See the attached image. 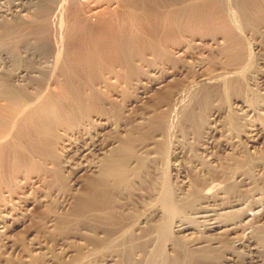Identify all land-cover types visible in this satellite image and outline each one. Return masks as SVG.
I'll list each match as a JSON object with an SVG mask.
<instances>
[{
  "label": "rangeland",
  "instance_id": "374dc122",
  "mask_svg": "<svg viewBox=\"0 0 264 264\" xmlns=\"http://www.w3.org/2000/svg\"><path fill=\"white\" fill-rule=\"evenodd\" d=\"M40 3L33 25L0 17V129L15 105L31 112L17 128L25 159L0 171L1 212L3 202L16 209L0 232V264H264V0H59L54 12ZM33 26L46 36L32 55L15 36ZM38 65L46 76L23 71ZM38 105L60 124L77 123V108L104 119L62 153L54 128L52 139L33 132ZM131 137L146 139L131 173L123 158L108 167L134 149ZM137 154L158 157L141 183ZM27 195L33 207L21 205ZM200 212L241 221L213 232ZM180 221L190 229L177 230Z\"/></svg>",
  "mask_w": 264,
  "mask_h": 264
},
{
  "label": "bare ground",
  "instance_id": "6f19581e",
  "mask_svg": "<svg viewBox=\"0 0 264 264\" xmlns=\"http://www.w3.org/2000/svg\"><path fill=\"white\" fill-rule=\"evenodd\" d=\"M31 0H11V2L7 5V6H4V7H2V10H0V17H2V16H11V19H16L17 17L19 18L18 20H19V22H21V26H22V24H23V26H26V25H24V24H28V25H33L34 24V21L39 17V14L41 13V11H43V10H39L40 8L38 7V4L40 3V4H42V2L44 3V4H42V5H44L45 7H48V9H46V10H48L47 12H54L59 6H58V4H59V0H35V2H34V4H33V6L35 7V6H37L39 9V11H40V13H38V15H37V13L36 14H34L33 16H31V14H33V9H35L34 7H32V6H30L29 5V3H31L30 2ZM222 1H224V2H226V0H222ZM46 2V3H45ZM49 2V3H48ZM188 4V3H187ZM47 5V6H46ZM43 6V7H44ZM71 6V5H70ZM189 6V5H188ZM187 6V7H188ZM42 7V6H41ZM42 7V8H43ZM44 7V8H45ZM43 8V9H44ZM71 8V7H70ZM35 10H37V8L35 9ZM24 11H26V12H30V15H26V13H24ZM38 12V11H37ZM43 13V12H42ZM44 14H46L45 13V11H44ZM41 15V14H40ZM45 16V15H44ZM42 17V16H41ZM41 19V18H40ZM27 25V26H28ZM36 25V24H35ZM14 27V26H13ZM24 28H26V27H24ZM24 28H22V30H23V33L22 34H20V35H17V36H15V39H16V41L17 40H19V39H24L25 41H26V43H28V45H31L29 48H30V50H32L33 49V52H31V54L33 55V53H34V48H38V46H40L41 44V42H42V40L45 38V36L44 35H42V33L40 32V30H39V27H37V26H33L32 27V29H33V31H34V34L32 35H30V31H28V30H26V31H28V32H24ZM29 28V26L27 27V29ZM31 29V30H32ZM45 29V28H44ZM46 30V29H45ZM32 31V32H33ZM33 38H34V40H33ZM15 41V42H16ZM47 66V65H46ZM51 66V65H50ZM33 68V69H32ZM31 69H28V70H24L23 69V71H27V72H29V74H30V72L32 71V70H35V71H38L39 73H41V76H43L44 77V75H45V73H44V70H45V68L44 69H42V67H39V65H38V67L37 66H33ZM49 68V67H48ZM21 71H22V68L18 71V73H16V76L18 77V76H20L19 74H21ZM26 72V73H27ZM31 73H33V71L31 72ZM47 73V72H46ZM207 74V73H206ZM25 75V74H24ZM31 75V74H30ZM234 75V74H233ZM26 76H29V75H27L26 74ZM32 76V75H31ZM34 76H36V75H34ZM46 76V75H45ZM216 76V75H215ZM214 76V78H216ZM23 77V76H22ZM37 77V76H36ZM220 77V76H219ZM23 78H26V77H23ZM30 78H33V77H30ZM213 78V79H214ZM211 78L210 77H208V80H210ZM222 79V78H221ZM27 80V79H26ZM32 80V79H31ZM203 80H205V79H203ZM205 81H207V80H205ZM218 81V80H217ZM156 82V81H155ZM213 82V81H212ZM216 82V81H215ZM205 83V82H204ZM196 87V86H195ZM183 89V88H182ZM185 89V88H184ZM191 90V89H190ZM192 91V90H191ZM180 93V92H179ZM190 94V93H189ZM118 95V94H117ZM180 97H178L179 99H177L176 97L177 96H175V102H177L176 103V105H177V107H179V106H181V107H183L181 104H182V100L184 101V99H183V94H178ZM187 97V96H186ZM8 98H14L12 95H9V97ZM185 98V97H184ZM185 102V101H184ZM22 106H24V108L22 107ZM71 106V105H70ZM173 106V108L175 107L174 105H172ZM36 108H35V110H34V112L32 111V119L29 121V123H30V125H31V127L33 128V132L35 133V135H37L39 138H51L52 139V134H50V132L48 131V129H47V127H50V128H54V131L56 132V134H58L59 135V139H58V142L57 143H59V145L57 146L60 150H61V152L62 153H64V152H67V151H69L70 150V148L72 149L73 147H76L77 146V144H79V142L81 141V139L83 138V137H85L86 135H88V134H90L89 132H90V128H91V126L94 124V121H96L97 123H99V125H102L101 124V121L104 119V117L102 116V114H98V113H93V114H91V116H92V119L90 120V118L88 119V118H85V117H83V115H82V113L80 112V110H79V108H77V111L74 109V107H73V109L72 108H69L68 109V113L69 114H72V113H75V111L76 112H78L79 113V116H80V118H79V120L77 121V123H73V124H69L68 122L69 121H67V122H63L62 124H60L59 123V120L58 119H60L62 116H61V114H58V112H53V111H51L50 109H48V107H46V106H43V105H38V106H35ZM27 108H28V105L27 104H24V105H20V103L18 104V105H15L14 107H13V110H12V108H10L9 110H8V115H7V118H6V122H5V124L4 125H2L1 126V129H0V135H1V137L2 136H6V134H7V136H8V138L6 139V140H4V141H2V142H0V171L2 170V168H4V166H12V167H18L19 165H20V163H21V161L23 160V159H25V157H24V155H23V153H24V151L22 150V140H21V138L19 139V136L17 135V128H18V125H20V122H21V119H22V122H23V118H25L28 114H30L31 112L29 111V112H25L26 110H27ZM172 108V109H173ZM45 109V110H44ZM20 111H21V114L23 113V112H25V114L23 115V117H21V114H20ZM241 111V110H240ZM17 113H19L20 114V116H18L17 118H14L13 116L15 115V114H17ZM17 116V115H16ZM29 116V115H28ZM67 118V117H66ZM107 120V119H106ZM1 121H2V119H0V123H1ZM169 121V120H168ZM21 122V123H22ZM172 122V121H171ZM170 123V122H169ZM69 124V125H68ZM17 125V126H16ZM14 126H16V127H14ZM14 127V128H13ZM99 127V126H98ZM102 127V126H101ZM255 127V126H254ZM257 128V127H256ZM15 129H16V131H15ZM258 129V128H257ZM253 130V135H257V131H256V129H251V131ZM254 130L256 131V132H254ZM153 132V130L149 127L148 128V130H145L144 132H142V133H139V137L141 136V137H144V138H148V136H149V134H150V132ZM146 133V134H145ZM251 133V134H252ZM255 135V136H256ZM138 136H136V137H138ZM136 137H134V140H140L139 142H136V141H134L133 139H132V137H131V139H128L127 141H125V142H127V144L130 146V148H133V146L134 145H136V144H139V143H141V142H145V140L144 139H135ZM3 139V138H2ZM90 139V138H89ZM251 140V139H250ZM252 141V140H251ZM83 142H84V140H83ZM142 144V143H141ZM85 145H86V143H85ZM97 144H96V141H91L90 142V145L88 146L87 145V147H82L83 148V150H92V149H94V148H96L95 146H96ZM80 147V146H79ZM127 147V146H126ZM91 148V149H90ZM73 150V149H72ZM83 150H81V151H83ZM77 151V150H76ZM122 153H120V158L119 157H117V156H114V157H112V158H109V159H107L106 161H107V166L109 167V165L114 169V166L115 165H117L118 163H120L119 162V160L121 159V158H123V160H121L122 162H124L123 164H122V167H124V169H126V173H127V170H128V172H130V170H129V164L131 163V159L132 158H134L135 157V146H134V149L131 151V152H129V151H127L126 150V148L124 147H122ZM138 155V154H137ZM78 156V155H77ZM149 158H151V159H149V160H147V157H144V158H141L139 155H138V157H137V159H136V161H137V164H136V169H135V171H134V173L133 174H135V177H133V179H137L138 181H140V179H139V177L140 176H138V175H142V177H143V179L145 180V178H149V174H148V168H147V165H149V167L151 168L152 167V169L154 168V163L156 162V160H157V156H154V157H150L149 156ZM134 159V160H135ZM135 163V162H134ZM109 173H111V172H109ZM125 173V172H124ZM131 173V172H130ZM111 174H113V173H111ZM112 179H113V182H116L117 180H120V178L118 179V177H111ZM124 178V177H123ZM31 178H30V176L28 177V176H26V178L24 179V181H23V185L21 186V187H23V186H27L28 185V183H29V181H31L30 180ZM34 182V181H33ZM140 183H141V181H140ZM34 185V184H33ZM31 186V185H30ZM105 186H106V184H105ZM164 187V185H162V188ZM21 189V188H20ZM22 192V191H21ZM41 192V191H40ZM43 193V192H42ZM44 196H46V195H44ZM18 198V197H17ZM36 200H37V198L35 199V198H28V195H27V197H23L22 198V201H21V203H23V204H21V205H23V206H31L32 205V207H33V201L35 202V203H37L36 202ZM159 201L161 202V204H162V213H170L171 212V210H172V203L171 202H169L168 201V195H167V193L164 191V188L161 190V192H160V195H159ZM15 203V202H14ZM35 203H34V205H35ZM13 205V204H12ZM1 206L3 207V209H2V212H1V209H0V232H1V230H6V229H8V223H9V219L11 218V216H12V211L11 210H13V213L14 212H16V209H12V208H9V207H7V208H9V209H7L5 206H7V203L6 202H3L2 204H1ZM200 207V206H199ZM230 207H232V206H230ZM16 208V207H15ZM19 208V207H18ZM24 208V207H23ZM27 208V207H26ZM208 209V208H207ZM212 209V208H211ZM230 209V208H229ZM23 210V209H22ZM27 210V209H26ZM195 210H196V208H195ZM194 210V211H195ZM198 210V209H197ZM197 210H196V212H197ZM203 210V209H202ZM19 211V210H18ZM206 211V210H205ZM23 212V211H22ZM21 212V213H22ZM24 212H25V210H24ZM24 212H23V214H24ZM18 213V212H17ZM16 213V214H17ZM195 213V212H194ZM201 213V212H200ZM210 213V212H209ZM208 213V214H209ZM251 213V212H250ZM249 213V214H250ZM199 214V213H198ZM202 214L203 213H201V216H202ZM204 215V214H203ZM17 216V215H16ZM199 216V215H198ZM206 218H207V220H206V222L204 221V223H205V226H206V229H208V230H211V231H216V230H220L221 228L220 227H222L224 224H228L229 222H221V221H218V222H215V221H212L211 220V218L208 216V215H204ZM211 216V215H210ZM15 218V217H14ZM13 218V219H14ZM203 219V218H202ZM213 219V218H212ZM16 221H17V219H16ZM15 221V222H16ZM239 221H241V218H239V219H237L236 220V222H239ZM13 222V221H12ZM236 222H230L229 224H235L236 225ZM203 225V224H202ZM232 226V225H231ZM237 226V225H236ZM177 227V230H180V232L181 231H187V229H190V227H191V223L189 222V221H185V222H181L180 221V223H179V225H177L176 226ZM225 227V226H224ZM227 227V226H226ZM235 228V227H234ZM204 229V228H203ZM205 230V229H204ZM227 230V229H226ZM225 229H224V231H226ZM230 230V229H229ZM233 230V229H232ZM210 231V232H211ZM5 232V231H4ZM208 232V231H207ZM212 232V233H213ZM222 232V231H221ZM2 234V233H1ZM221 234V233H220ZM158 239V238H157ZM156 242V241H155ZM160 242V241H159ZM157 244H158V242H157ZM143 245V244H142ZM140 248H142V246L140 247ZM188 248V247H187ZM143 249V248H142ZM144 249H145V247H144ZM186 249V248H185ZM187 250V249H186ZM176 257V256H175ZM173 258L172 259V261L170 262V264H176L177 263V258ZM184 258V257H183ZM190 261H191V259H190ZM232 261V257H230V256H226V257H224L223 258V262L221 263V264H228L229 262H231Z\"/></svg>",
  "mask_w": 264,
  "mask_h": 264
}]
</instances>
